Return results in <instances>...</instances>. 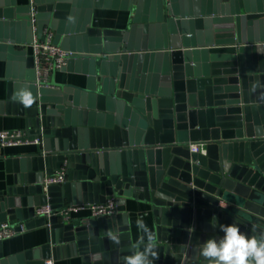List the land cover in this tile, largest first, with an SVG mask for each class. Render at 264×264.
Returning a JSON list of instances; mask_svg holds the SVG:
<instances>
[{
  "label": "water",
  "instance_id": "95a60500",
  "mask_svg": "<svg viewBox=\"0 0 264 264\" xmlns=\"http://www.w3.org/2000/svg\"><path fill=\"white\" fill-rule=\"evenodd\" d=\"M64 1L36 0L38 26L65 17ZM92 1L134 9L122 31L95 28L88 16L76 28L79 35L62 39L79 53L60 70L84 75V86L52 77L55 89H37L7 78L0 115L25 117L42 145L4 159L14 180L0 190V223L43 226L47 242L8 258L0 249V264L66 256H79L82 264H123L136 245L127 199L151 205L154 264H207L198 249L223 236L221 224L237 223L249 236L264 233V11L246 9L243 0H201L199 11L189 9L190 0H145L144 10V0ZM11 6L0 2V40L6 43L14 42L15 24L29 25L27 16L9 21ZM27 60L32 66V57ZM21 85L36 98L31 108L13 99ZM111 112H121L120 126L101 128ZM197 142L205 153L190 151ZM61 167L67 182L45 191L44 177ZM108 196L117 210L109 218L52 215L45 225L34 214L46 202L57 210ZM110 231L120 237L118 245Z\"/></svg>",
  "mask_w": 264,
  "mask_h": 264
},
{
  "label": "crops",
  "instance_id": "0c3cea01",
  "mask_svg": "<svg viewBox=\"0 0 264 264\" xmlns=\"http://www.w3.org/2000/svg\"><path fill=\"white\" fill-rule=\"evenodd\" d=\"M4 5H14L13 13L9 21H20L19 19H25L26 11L24 10L28 0H0ZM68 8L66 10V16L59 18V21L51 18L49 24L52 27V21L56 24L53 29L58 41H62L65 37H70L72 35H79L76 33V28L81 27L83 22L90 17L91 25L95 28L100 29H111L122 31L128 27L129 16L132 13L134 7L131 11L111 8V7H99L96 6L92 0H65L64 1ZM189 9L199 11L202 6L201 0H190ZM245 8L254 11H264V0H243ZM151 3V2H150ZM147 1L142 2V9L144 10L147 5ZM10 7L4 6L3 9L9 10ZM147 8V7H146ZM22 9V10H21ZM243 11V10H242ZM12 12V11H10ZM144 12V11H143ZM142 12V15H144ZM5 17V16H4ZM5 21V18L4 20ZM61 21V22H60ZM58 28H62L63 32L57 31ZM75 31V32H74ZM72 34V35H70ZM15 38L14 42H4L0 40V100L5 99L7 91V78L13 79L15 81L21 80L29 82L28 78L31 75L32 66L28 64L27 58L30 57V48L28 45L29 34L28 26L22 27L21 25L15 24ZM8 45H13V51L7 48ZM91 47L92 44H87ZM16 51V52H15ZM21 53V55H20ZM153 65H156L157 60L153 59L150 61ZM145 75V74H144ZM54 78L56 82L63 83L65 85H70L74 87H82L85 85V76L75 72H64L61 70L53 71L50 74V79ZM24 86V85H21ZM108 113L103 115L101 128L110 130L116 125H119L121 112ZM120 113V114H119ZM110 114V115H109ZM120 115V117L118 116ZM117 117L118 120H117ZM112 119L114 121H112ZM120 126V125H119ZM0 129H23L27 130L26 119L19 115H0ZM41 150L38 145H20L15 147L1 148L0 158V190L5 191V189L13 185L14 175L12 173L6 172L4 159L10 155H20L26 153H34ZM126 212L128 213V231L132 243L137 244L138 238L142 235V231L137 228L136 221L138 218H142L145 225L154 233V216L152 213L151 205L147 202L137 201L127 199L125 203ZM90 216L89 211L80 210L73 212L70 218L80 219ZM12 224H18L20 221L18 219L8 220ZM47 242V233L43 226L35 227L33 229H27L24 233L16 235L12 238L5 239L1 241V252L4 257L8 258L14 255L21 254L28 249H36L42 244ZM21 263L19 260L7 261L4 264H17ZM55 264H82L79 256H66L60 257L55 260Z\"/></svg>",
  "mask_w": 264,
  "mask_h": 264
},
{
  "label": "built area",
  "instance_id": "2783aa9c",
  "mask_svg": "<svg viewBox=\"0 0 264 264\" xmlns=\"http://www.w3.org/2000/svg\"><path fill=\"white\" fill-rule=\"evenodd\" d=\"M95 2V0H94ZM26 16L28 20L29 48L32 57L31 75L28 78L37 89H55L50 84V74L60 70L66 65L68 59L77 55L78 50L64 47L61 41L56 40V35L50 24L38 26V11L36 0H28L26 5ZM65 37V36H64ZM21 54V53H20ZM20 145H42V139L31 135L28 130L23 129H0V148L15 147ZM190 151L205 153L203 142L189 144ZM67 182L66 169H56L52 174L44 177L42 184L46 191L48 186L62 185ZM87 210L92 217L109 218L117 214L116 203L113 197L108 196L103 202L92 204H65L60 209H53L47 202L35 207V216H42L46 219L52 215L63 219H70L73 212ZM27 231L25 222L12 224L9 221L0 223V241L12 238ZM42 264H55L53 258H48Z\"/></svg>",
  "mask_w": 264,
  "mask_h": 264
},
{
  "label": "clouds",
  "instance_id": "9594fccd",
  "mask_svg": "<svg viewBox=\"0 0 264 264\" xmlns=\"http://www.w3.org/2000/svg\"><path fill=\"white\" fill-rule=\"evenodd\" d=\"M13 99L25 108H31L36 102L27 86H20L14 92ZM136 225L143 234L130 249L131 254L123 257V264H154L159 258L155 243L157 235L145 225L142 218L137 219ZM219 228L223 236L218 240L207 239L198 249L207 264H264V233L249 236L241 231L237 223L221 224ZM108 238L114 244L120 243V237L111 231Z\"/></svg>",
  "mask_w": 264,
  "mask_h": 264
}]
</instances>
